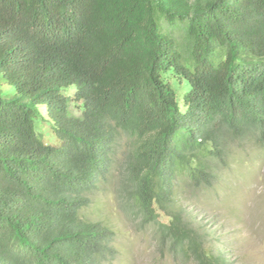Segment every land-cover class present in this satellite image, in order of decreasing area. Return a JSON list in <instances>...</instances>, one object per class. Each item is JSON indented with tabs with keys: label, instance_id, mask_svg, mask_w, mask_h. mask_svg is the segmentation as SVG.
Instances as JSON below:
<instances>
[{
	"label": "trees",
	"instance_id": "1",
	"mask_svg": "<svg viewBox=\"0 0 264 264\" xmlns=\"http://www.w3.org/2000/svg\"><path fill=\"white\" fill-rule=\"evenodd\" d=\"M0 74V264L112 262L114 230L81 216L111 184L170 248L226 264L175 183L210 185L228 135L264 143V0H0Z\"/></svg>",
	"mask_w": 264,
	"mask_h": 264
},
{
	"label": "rangeland",
	"instance_id": "2",
	"mask_svg": "<svg viewBox=\"0 0 264 264\" xmlns=\"http://www.w3.org/2000/svg\"><path fill=\"white\" fill-rule=\"evenodd\" d=\"M164 28L170 31L167 25ZM183 34L175 32L178 42ZM0 96H16L1 74ZM78 106L70 107L76 116ZM126 145L122 141L120 158ZM223 148L219 159L205 161L212 174L210 185L198 188L184 177L177 179L175 205L197 232L203 250L222 254L226 264H264V143L251 134L241 139L228 135ZM114 188L115 184L104 187L81 212L84 219L103 223L116 233L119 254L104 264H196L192 255L170 248L156 224L144 225L136 209L127 213Z\"/></svg>",
	"mask_w": 264,
	"mask_h": 264
}]
</instances>
